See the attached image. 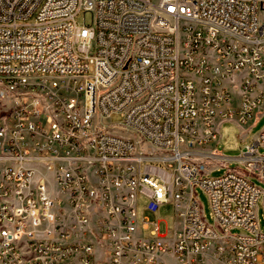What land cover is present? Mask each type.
<instances>
[{
	"label": "built area",
	"instance_id": "2783aa9c",
	"mask_svg": "<svg viewBox=\"0 0 264 264\" xmlns=\"http://www.w3.org/2000/svg\"><path fill=\"white\" fill-rule=\"evenodd\" d=\"M263 100L264 0H0V264H264Z\"/></svg>",
	"mask_w": 264,
	"mask_h": 264
},
{
	"label": "rangeland",
	"instance_id": "374dc122",
	"mask_svg": "<svg viewBox=\"0 0 264 264\" xmlns=\"http://www.w3.org/2000/svg\"><path fill=\"white\" fill-rule=\"evenodd\" d=\"M79 22H83V16L79 18ZM236 102L239 99V94L235 96ZM119 115H113L111 118L112 123L120 122ZM264 129V100L259 108L255 111L252 120L247 124H236L233 121H226L220 128V139L217 144L211 146L216 148V151L225 157L236 158L244 152L250 144H252L260 132ZM260 153L264 154V147L260 149ZM229 168L238 169L239 171L247 174L245 168L239 164L232 162L228 165ZM227 171V166L214 163L209 169L208 176L217 178L223 176ZM251 181L259 186L264 191V181L259 180L255 176L251 177ZM199 201L202 205L205 218L210 225H215V219L211 214V207L207 194L203 190H199ZM174 205L168 204L163 206L159 212L160 232L166 233L175 231V217ZM157 215L151 214V219H156ZM258 221L260 228L264 230V195L258 201ZM240 229L234 230L233 233H242Z\"/></svg>",
	"mask_w": 264,
	"mask_h": 264
}]
</instances>
